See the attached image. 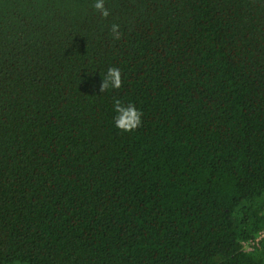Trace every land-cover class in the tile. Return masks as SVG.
I'll list each match as a JSON object with an SVG mask.
<instances>
[{
    "label": "trees",
    "instance_id": "1",
    "mask_svg": "<svg viewBox=\"0 0 264 264\" xmlns=\"http://www.w3.org/2000/svg\"><path fill=\"white\" fill-rule=\"evenodd\" d=\"M94 2L0 0V264H264V0Z\"/></svg>",
    "mask_w": 264,
    "mask_h": 264
},
{
    "label": "clouds",
    "instance_id": "2",
    "mask_svg": "<svg viewBox=\"0 0 264 264\" xmlns=\"http://www.w3.org/2000/svg\"><path fill=\"white\" fill-rule=\"evenodd\" d=\"M93 9L99 12L103 18H107L110 14V10L105 7V0H95ZM110 34L114 40H119L122 37L120 26L115 22L110 25ZM123 85L124 80L121 69L112 65L102 74L100 92L119 90ZM113 110L115 112L113 122L119 130L132 132L141 126L143 112L134 103L125 104L119 97H113Z\"/></svg>",
    "mask_w": 264,
    "mask_h": 264
},
{
    "label": "built area",
    "instance_id": "3",
    "mask_svg": "<svg viewBox=\"0 0 264 264\" xmlns=\"http://www.w3.org/2000/svg\"><path fill=\"white\" fill-rule=\"evenodd\" d=\"M264 238V230L260 233L258 237H256L254 240H250L248 243H245V247L247 250L253 249L254 245H258V242Z\"/></svg>",
    "mask_w": 264,
    "mask_h": 264
}]
</instances>
